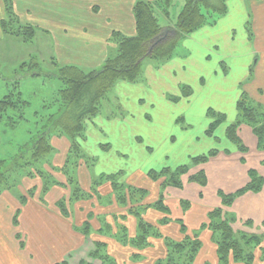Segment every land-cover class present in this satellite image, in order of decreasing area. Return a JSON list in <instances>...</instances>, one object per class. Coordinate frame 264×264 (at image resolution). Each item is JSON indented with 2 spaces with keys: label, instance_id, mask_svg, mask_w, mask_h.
<instances>
[{
  "label": "crops",
  "instance_id": "0c3cea01",
  "mask_svg": "<svg viewBox=\"0 0 264 264\" xmlns=\"http://www.w3.org/2000/svg\"><path fill=\"white\" fill-rule=\"evenodd\" d=\"M227 1H230L227 3V12L219 17V21L204 25L186 35L171 58L163 62L147 59V63L143 64L141 78L134 84L139 90L145 85L154 95H160L167 106V121L171 123L185 118L188 113L190 117L199 113L211 124L213 118L209 110L225 114L226 119L217 129L225 132V137L222 138L228 141L226 130L237 119V102L241 93L245 91L255 101L264 104V0ZM136 2L137 0H12L14 11L21 23H30L33 26L37 23L55 33L57 59L85 70L101 67L109 56L117 52L118 44L113 39L114 31L125 35L137 33L134 16ZM236 2L243 10L242 24L233 17ZM0 14L1 24L7 14L4 0H0ZM160 15L170 18V14L158 9L157 16L161 26L167 31L169 27H174L173 23L162 24ZM237 28L242 31L238 33ZM2 32L4 33L3 29ZM235 64L242 70L238 76L230 70V65ZM121 83L125 81L120 80L114 86ZM183 88H190V92L185 94ZM122 94L127 96L129 93ZM143 99L137 97L134 100L140 103ZM149 106L154 108L155 104L151 102ZM175 107L181 110H174ZM229 111L232 112L233 119L229 117ZM147 117L148 113L144 112L143 122L152 124V120H147ZM138 120L132 114L118 117L109 116L102 111L86 120L83 136L77 140L82 151L90 156L88 158L92 159V162H88V158H82L76 168L77 178L84 189L90 190L94 179L101 175L119 174V181L149 190L144 203H153L159 197L164 178L151 179L147 171L149 168L142 165L133 167V171L126 174L120 158L127 154L115 150L114 138L107 133V130H112L119 141L122 139L120 145L117 142L119 146L125 145L127 140L138 153H141V149L148 152L152 147L145 145L140 148L139 141L135 140L140 137L137 136L135 128ZM124 129H127L126 132ZM217 129L213 135H207L222 141L216 134ZM179 130L181 137L192 140V143L197 141L196 136L188 137L189 131L185 128L179 127ZM239 135L249 147L247 152L237 150L234 144H230V151L220 146L219 149L223 150L219 154L211 157L206 163L191 167L189 172L182 176V188L170 186L165 191V203L171 209V216L174 219H183L189 234L194 231L200 233L202 248L195 264H220L212 230L201 229L203 224L209 222L210 209L222 204L218 191L233 193L245 186L249 181L250 168H255L264 177V151L257 148V137L252 128L242 124ZM109 138L111 140H108ZM173 138L177 139L168 132L165 141L168 140L172 145ZM52 144L55 147L52 162L55 167H63L71 150V141L66 136L55 135L52 137ZM185 152H189L188 156L193 155L190 151ZM101 155L117 165L102 166L105 162ZM111 155H114L115 160ZM200 170H205L208 176V183L204 187L189 180L190 175ZM54 174L60 182L67 183V177L62 172L55 171ZM31 189L34 190V196L29 195ZM99 190L104 197L101 200L93 197L70 202L69 217H65L57 207V201L70 196L69 185L53 186L46 193L44 203L40 200V177H24L16 187L1 192L0 264H59L63 261L67 264H82L81 260L89 259L88 253L93 248L92 240L98 236L108 241V251L119 264H152L154 260L164 257L167 248L163 238L151 237L152 245L143 250L144 260L132 262L130 256L134 251L133 247L123 245L111 236L97 234L103 220L111 223L116 230L113 216L123 214H126V219L119 218L118 222L128 227L130 236L137 234V219L128 214L131 203L122 205L118 202L110 181H105ZM20 194L27 195L25 204L21 203ZM181 200H190V208L184 210ZM226 209L238 217L235 223L237 229L264 232V186L259 192L249 191L241 195ZM17 212L18 221L15 223ZM89 212L94 215L90 219L91 235L86 237L80 227ZM164 215L154 208H149L144 217L152 223H157ZM247 220H252L254 224L246 225ZM160 230L164 236L170 235L177 239L183 237L180 225L175 221L160 225ZM259 257L260 255L256 257L254 264H264V259ZM90 261L92 264H102L99 259ZM229 264L244 263L231 260Z\"/></svg>",
  "mask_w": 264,
  "mask_h": 264
},
{
  "label": "trees",
  "instance_id": "16d2710c",
  "mask_svg": "<svg viewBox=\"0 0 264 264\" xmlns=\"http://www.w3.org/2000/svg\"><path fill=\"white\" fill-rule=\"evenodd\" d=\"M6 4V17L1 20V27L5 34L21 37L25 40H32L36 35V28L30 23L23 24L18 20L14 11L12 0H4ZM174 0H137L134 5V16L136 20L137 33L125 35L120 31H114L113 39L118 44L115 54L109 56L100 69L85 70L77 65L67 64L58 70V77L63 83L56 97L48 100L45 107H55V112L48 115L44 124L37 130L26 128L22 135L24 140L14 141L15 133L20 132V127H26L29 119L26 111L31 105L30 101L22 96L20 81L16 80L15 88L0 98V193L6 189H12L24 178L40 177L42 180L41 202H45L46 193L55 185L71 188L70 196L62 197L57 201V207L65 217L71 215L69 203L79 200H86L96 197L98 200L104 198L99 190L105 181H110L112 192L118 202L128 205V214L137 219V234L130 236L128 227L118 222L119 218L126 219V214L113 216L115 225L107 220L97 234L111 236L123 245L134 248L130 256L132 262L143 261L145 255L143 250L152 245L151 237L163 238L167 253L164 257L158 258L152 264H195L196 257L202 248L200 233L194 231L188 233L187 225L183 219H174L171 216V209L165 203V191L168 187H183L182 176L187 174L191 165H182L176 170L163 168L160 171L151 170L148 174L151 179L163 180L160 188V195L153 203H144L149 190L119 181V174L101 175L94 179L90 190L84 189L76 175L82 158H88L82 151L78 138L83 136L86 120L95 117L101 112V107L108 100L109 91L120 80L138 81L143 73V63L151 58L157 62H163L171 58L179 42L188 34L196 31L207 24L217 21L227 12L226 0H185L178 20L174 27L166 30L161 26L157 16L158 9L170 14ZM203 7L205 10H203ZM24 65H28L24 63ZM30 67H37L39 63H31ZM32 75H37L32 73ZM184 93L190 92V88H183ZM177 100L178 98H174ZM238 116L235 122L230 124L226 130V138L232 142L241 152H247L249 147L239 135V128L242 124L249 125L257 137V148L264 151V104L255 101L247 94L241 93L237 102ZM38 117L34 123H41L45 117L35 112ZM213 122L206 131L213 135L217 127L226 119L225 114L209 110ZM66 136L71 141V150L63 167H55L52 156L55 147L52 144L53 136ZM28 137L27 139H25ZM218 152H210L191 158L192 165H200L209 161ZM92 159H87L92 162ZM264 162V161H263ZM62 172L67 177V183H62L55 176L54 172ZM248 183L233 193L218 191L221 198V206L214 207L208 212V223L201 226L210 228L213 232V240L217 245V256L220 264H229L231 260L254 264L256 250L264 239L263 233H248L236 229L235 223L238 220L236 214L226 208L231 206L238 196L245 193L259 192L264 186V177L255 168L248 171ZM189 180L199 183L202 187L208 183V176L205 170H200L189 176ZM203 196V193H200ZM34 196V190L29 191ZM20 201L25 204L27 195L20 194ZM107 201H110V199ZM184 210L190 208V200H181ZM154 208L165 215L157 223L148 221L144 214L147 209ZM19 212L15 216V223L18 221ZM93 212H89L87 219L83 222L80 230L90 237L92 227L90 219ZM172 221L179 223L183 234L181 239L173 236H164L160 225ZM252 225V220L246 221ZM93 248L88 253V260H81L82 264H92L90 259H99L102 264H119L117 259L108 251V241L104 237H96L92 240ZM260 249V258L264 259V247ZM148 255H150V252ZM148 258V257H147ZM59 264H67L63 261ZM131 264V263H129ZM205 264H210L206 262Z\"/></svg>",
  "mask_w": 264,
  "mask_h": 264
},
{
  "label": "rangeland",
  "instance_id": "374dc122",
  "mask_svg": "<svg viewBox=\"0 0 264 264\" xmlns=\"http://www.w3.org/2000/svg\"><path fill=\"white\" fill-rule=\"evenodd\" d=\"M212 1L216 2L217 0ZM229 2L227 1V3ZM184 3L185 0H174L170 10V18L160 15L161 23L175 24ZM203 10H205L204 7ZM229 17L230 16H228V18ZM233 17L238 23H243V10L238 2L235 4ZM1 18L2 16L0 14V19ZM218 19L219 18H217V20ZM42 21L46 22V20ZM34 25L37 29L36 35L32 40H25L21 37L4 34L0 24V98L13 90L15 88L16 80H19L23 98L31 103L26 111V117L29 119V122L24 123L27 124L26 127L19 128L20 132L15 133V136L12 138L14 143L16 141L19 142L24 140V135H22V133L26 128H31L33 130L39 129L46 121L48 115L55 112V107L49 108L44 105L47 102H52L54 99L51 101L48 100L56 97L60 88L63 86V83L57 74L61 66L67 65L64 61L57 59L56 57L58 55V48L57 42H55V33L51 29L49 30V28H45V26L40 24L34 23ZM241 31L237 28L238 33ZM24 63H27L28 65L25 66ZM31 63H39V66L30 67L29 65ZM144 63L146 64L147 60L146 62L144 61ZM98 68L100 69L101 67H97V69ZM86 70L89 71L90 69ZM230 70L231 72H234L236 76L240 75L242 72L240 67L236 64L230 65ZM32 73L37 75H32ZM121 81H125V83L114 86L109 91V98L101 107V111L109 116L123 117L124 115L129 116L130 114L135 116V119H139L135 124L138 133L137 136L140 135V137L136 136L137 139L135 140L139 141L140 148L145 145L152 147L148 152L141 149V153H138L135 147L128 144L127 140L124 142L125 145L119 146L122 143V139L120 138L119 141L118 137L114 135V132L112 133V130H107V133L114 138L113 143L116 144L115 150L120 152L123 151V154L128 155L120 158L122 162L121 166H123L122 168L126 174H130L134 169L133 167L141 165L149 168L147 169L148 173L154 169L160 171L165 167L174 171L184 164L193 167L194 165L191 164L192 157L206 154L211 150H215L218 152L217 154H219V152L223 150L219 149L220 146H223L224 149L229 151L231 150L229 147H231L230 144L233 143L222 138L225 137V132L221 129L218 128L216 134L222 138V141L212 139L207 135L206 130L209 129L208 126L210 123L203 119L199 113L194 117H190V114L188 113L185 115V118L179 119L176 123L168 122L167 106L160 98V95H154L145 85L139 90L140 88L134 84V82L137 81ZM119 90H121V92ZM122 93L129 94L125 96ZM137 97L144 99L139 101L140 103H136L134 99ZM200 99L202 101L203 97ZM144 102L145 104L143 105ZM151 102L155 104L154 108L149 106ZM174 110H181V108L175 107ZM36 111L45 117L41 118V123L36 124L35 126L34 121L38 118L36 117ZM144 112L148 113L147 120H152V124L143 122L142 116ZM229 117L233 119L231 111H229ZM177 126L180 128L183 127L185 130L189 131L188 137L196 136L197 141L192 143V140H186L185 137H181V131ZM126 130L127 129H124L125 132ZM168 132L177 137V139H171L173 142L172 145L168 140L167 142L165 141ZM27 138L28 137L25 139ZM108 140L111 139L109 138ZM117 142H119V145ZM236 149L238 150V148ZM186 150L190 151L193 155L188 156L189 152L186 153ZM111 157L115 160L114 155H111ZM101 159L105 162L102 166L112 167L117 165L116 162L107 160V157L104 155H101ZM232 213L235 214L234 212ZM246 232L251 233V231ZM255 233L260 234V232L256 231ZM262 246L264 247V239L256 250V257L260 255L259 248Z\"/></svg>",
  "mask_w": 264,
  "mask_h": 264
},
{
  "label": "water",
  "instance_id": "95a60500",
  "mask_svg": "<svg viewBox=\"0 0 264 264\" xmlns=\"http://www.w3.org/2000/svg\"><path fill=\"white\" fill-rule=\"evenodd\" d=\"M171 29V27H169V30Z\"/></svg>",
  "mask_w": 264,
  "mask_h": 264
}]
</instances>
